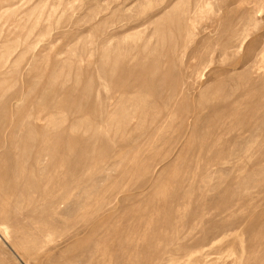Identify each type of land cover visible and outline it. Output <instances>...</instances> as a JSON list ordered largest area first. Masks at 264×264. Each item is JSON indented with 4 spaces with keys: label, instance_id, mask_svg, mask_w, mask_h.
I'll list each match as a JSON object with an SVG mask.
<instances>
[{
    "label": "rangeland",
    "instance_id": "obj_1",
    "mask_svg": "<svg viewBox=\"0 0 264 264\" xmlns=\"http://www.w3.org/2000/svg\"><path fill=\"white\" fill-rule=\"evenodd\" d=\"M0 264H264V0H0Z\"/></svg>",
    "mask_w": 264,
    "mask_h": 264
}]
</instances>
